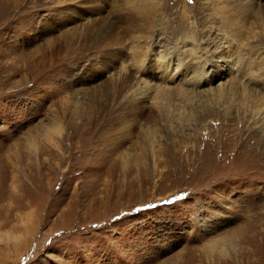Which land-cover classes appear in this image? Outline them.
I'll use <instances>...</instances> for the list:
<instances>
[{
    "label": "rangeland",
    "instance_id": "1",
    "mask_svg": "<svg viewBox=\"0 0 264 264\" xmlns=\"http://www.w3.org/2000/svg\"><path fill=\"white\" fill-rule=\"evenodd\" d=\"M126 1L0 0V264H264V0Z\"/></svg>",
    "mask_w": 264,
    "mask_h": 264
},
{
    "label": "bare ground",
    "instance_id": "2",
    "mask_svg": "<svg viewBox=\"0 0 264 264\" xmlns=\"http://www.w3.org/2000/svg\"><path fill=\"white\" fill-rule=\"evenodd\" d=\"M123 1V0H122ZM221 1V0H220ZM245 1V0H243ZM261 1V0H260ZM248 2V1H247ZM125 4V3H124ZM127 6L130 7V9L134 12L135 11V15L137 16L136 21L139 23H137L140 27L141 30L143 29H150L151 27V23L152 21L156 18V15L159 11V9L157 7H159L158 3H156L154 0H127L126 1ZM249 4V3H248ZM260 4V3H259ZM243 6V5H242ZM222 7V6H221ZM228 7V6H227ZM120 8V7H119ZM220 8V6H219ZM226 8V7H225ZM119 11V9H118ZM218 11V10H217ZM239 11V10H238ZM129 12V11H128ZM132 12V13H133ZM216 12V11H215ZM220 12V11H219ZM218 12V13H219ZM233 13V12H232ZM221 14V13H220ZM235 15V14H234ZM237 15V14H236ZM249 15V14H248ZM247 15V16H248ZM253 15V14H252ZM217 16V15H216ZM230 16V15H229ZM232 16V15H231ZM114 17V16H113ZM127 17V18H126ZM125 18H122L125 22L131 23L130 22V17L126 16ZM135 17V16H134ZM221 17V16H220ZM223 17V16H222ZM58 18V17H57ZM133 18V17H132ZM219 18V17H218ZM237 19V17H236ZM59 20L60 16H59ZM63 20V19H62ZM112 20V19H111ZM223 20V19H222ZM238 20V19H237ZM101 21V20H100ZM135 21V22H136ZM227 21V20H225ZM240 21V20H239ZM102 22V21H101ZM245 22V21H244ZM127 23V24H128ZM236 23V22H234ZM239 23V22H238ZM98 24V23H97ZM114 21L109 23L107 26L106 30H100L101 26H99L98 28H95V31L92 34H88V33H84L83 31H79V34L76 33L75 37L78 35L79 38H85L88 39L90 45H89V49L91 50H96L101 48L102 46H105L106 44H111L109 42H117L119 40V38H117L119 33H115L114 32ZM237 24V23H236ZM235 25V24H234ZM128 26V25H127ZM153 26V25H152ZM242 26V25H241ZM134 28V27H133ZM77 29V28H76ZM128 29V28H127ZM131 29V28H130ZM241 29V28H240ZM249 29V28H248ZM126 30V29H125ZM231 30V29H230ZM128 31V30H127ZM146 31V30H145ZM129 32V31H128ZM233 32V31H232ZM239 32V31H238ZM146 33V32H145ZM144 33V34H145ZM240 33V32H239ZM124 34V33H123ZM149 35V34H148ZM234 35V34H233ZM236 35V34H235ZM127 37V35H125ZM237 36V35H236ZM242 36V35H241ZM73 37V36H72ZM131 37V36H130ZM129 38V37H128ZM132 38V37H131ZM75 39V38H74ZM78 39V38H77ZM123 39V38H122ZM126 39V38H124ZM123 39V40H124ZM125 41V40H124ZM133 41V40H132ZM122 42V40H121ZM135 42V40H134ZM80 43V42H79ZM132 43V42H131ZM85 45V43H84ZM112 45V44H111ZM116 46V45H115ZM80 47V46H79ZM111 47V46H110ZM117 47V46H116ZM136 48V47H135ZM79 49V48H78ZM77 49V50H78ZM106 49V48H105ZM80 50V49H79ZM97 51V50H96ZM248 51V50H247ZM246 51V52H247ZM101 52V50H100ZM113 52V51H112ZM108 55V54H107ZM236 56V55H235ZM183 57V56H182ZM162 58V57H161ZM172 58V57H171ZM180 58V57H179ZM112 59V58H111ZM171 64V61H166L164 60L163 63L158 64L159 66L157 67V71H156V78H161V75L163 74V72L165 71L164 69H166L168 67V65ZM177 64V63H176ZM249 66V65H248ZM151 67H153V64L149 63L147 66V69H150ZM258 67V66H257ZM186 68V67H185ZM152 69V68H151ZM192 69V68H191ZM151 72V71H150ZM249 72V70H248ZM250 74V73H249ZM253 75V74H252ZM259 77V76H258ZM257 77V79H258ZM261 77V76H260ZM254 78V76H253ZM258 81V80H257ZM130 83V82H129ZM245 89V88H244ZM162 90V89H161ZM165 92H163L162 94H164ZM167 93V91H166ZM165 93V94H166ZM164 94V95H165ZM168 94V93H167ZM173 95V94H172ZM169 96V95H168ZM158 98V97H157ZM163 99H168L167 95L165 97H162ZM159 99L160 96H159Z\"/></svg>",
    "mask_w": 264,
    "mask_h": 264
}]
</instances>
